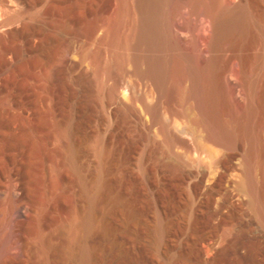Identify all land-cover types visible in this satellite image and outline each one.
<instances>
[{
	"label": "bare ground",
	"instance_id": "obj_1",
	"mask_svg": "<svg viewBox=\"0 0 264 264\" xmlns=\"http://www.w3.org/2000/svg\"><path fill=\"white\" fill-rule=\"evenodd\" d=\"M26 1L0 0V235L4 237L0 264H12L13 256L20 260L26 255L27 234L33 226L43 248L50 244L41 234L51 213L45 201L35 196L46 178L48 163L58 177L66 176L60 172L62 166L77 177L88 209L79 222L73 223L78 242L75 257L79 264H89L94 250L88 237L96 226L99 197L107 183L100 176L92 190L83 175L81 154L91 138L75 108L64 124L59 121L65 101L57 90L63 75L58 38L48 19L28 22L16 11ZM172 1L174 16L183 8L187 11L181 27L200 14L209 20L205 57L191 32L193 48L173 41L168 15ZM116 9L105 39L114 50L121 51L119 67L126 61L134 62L136 73L154 82L155 93L146 100L136 85L131 89L114 86L106 91V101L114 103L113 114L119 123L135 119L141 124L146 139L155 130L157 138L152 145L156 151L166 147L170 153L187 157L193 166L190 175L183 172L181 177L190 178L194 195L202 197L197 203L191 199L178 216L176 236L191 242L196 255L207 264L211 260L203 259L205 253L223 254L233 264H262L256 257L232 254L225 245H219V240L225 229L240 242L261 244L260 237L254 235V220L244 211L246 204L264 231V79L248 77L259 62L253 50L259 43L264 45V0H120ZM72 59L68 57L67 64L73 66ZM233 61H238L247 88V103L241 114L234 111L225 88L224 75ZM103 72L112 77L113 68L106 67ZM191 101L206 134L192 141L177 120L180 112L175 109V104ZM164 114L169 115L168 121H163ZM60 154L62 164L58 163ZM98 154L103 156L102 149ZM168 168L170 172L180 170L177 166ZM162 205L157 224L160 239L168 233L165 215L174 212V207L168 206V191ZM203 207L205 219L201 223ZM240 230L247 233L239 235ZM108 231L103 227L104 234Z\"/></svg>",
	"mask_w": 264,
	"mask_h": 264
},
{
	"label": "rangeland",
	"instance_id": "obj_2",
	"mask_svg": "<svg viewBox=\"0 0 264 264\" xmlns=\"http://www.w3.org/2000/svg\"><path fill=\"white\" fill-rule=\"evenodd\" d=\"M119 5L120 0H27L23 7L16 9L28 22L48 19L58 38L57 52L63 57V80L57 90L65 101L59 121L64 124L74 108L79 112L91 138L81 154V163L85 166L83 175L92 190L100 176L107 183L99 197L96 226L88 237L94 250V257L89 264H207L196 255L191 242L176 236L178 216L191 199V202L197 203L202 198L194 195L190 178L181 177L183 172L190 175L193 166L190 160L170 153L164 146L156 151L152 145L153 139L157 138L156 131L148 134L149 141L143 134L141 124L135 119L119 123L113 114L114 103L106 101V91L114 86H127L131 89L136 85L146 100L152 99L155 93L154 82L149 78H141L136 73L134 62L129 60L119 67L118 54L121 51L114 50L105 39L109 22ZM172 7L173 1L168 5L173 41L177 40L180 45L191 49L194 47L191 32L200 48L199 53L205 57V40L209 39L211 29L209 20L200 14V17L191 18L181 27L179 23L187 11L181 9L178 15L180 19H176L179 17L173 15ZM8 15H12V11ZM182 31L187 35L182 34ZM67 52L69 55H66ZM253 54L259 58V62L254 66V73L249 71L248 77L254 76L262 81L264 45L259 43ZM68 57L73 58L76 65L67 64ZM106 67L113 68L112 77L104 75ZM241 76L238 61L231 62L224 75L225 88L234 111L240 114L247 103L246 82ZM136 106L139 108L140 103ZM192 108L193 101L186 105L175 104V109L180 112L177 120L189 132L187 138L190 141L195 136L200 138L206 135L197 121V112ZM168 120L169 115L164 114L163 121ZM48 122L52 123L50 118ZM115 128V132H112ZM98 149H102V157ZM238 159H243V152ZM239 160L235 161L237 167ZM58 163H63L61 154ZM48 166L44 182L36 186L35 196L45 201L51 213V220L41 234V238L47 237L50 244L43 248L34 226L31 227L27 234L26 255L20 260L13 256L12 264H79L75 257L78 242L73 232V223L79 222L84 216L88 209L87 202L81 198L77 177L67 167L60 168V172L66 176L58 177L51 172L50 163ZM169 166H177L181 171L170 172ZM235 174L240 175L238 171ZM256 177L260 178L258 175ZM167 191L168 206H173L174 212L171 216L169 213L165 215L168 233L164 239H160L157 233L158 208L160 204L163 206ZM236 192L241 193L238 189ZM205 210L206 207L200 210L201 223L205 219ZM244 211L250 215L249 219L254 220L257 227L254 235L260 237L261 244L251 246L240 242L224 229L220 234L219 245H225L232 254L256 257L264 264V231L259 227V220L253 217L248 204ZM103 227L108 228L107 234L103 233ZM243 233L247 231H238L239 235ZM3 238L0 235L1 245ZM203 259L211 260L208 264H233L223 254L212 256L205 253Z\"/></svg>",
	"mask_w": 264,
	"mask_h": 264
}]
</instances>
